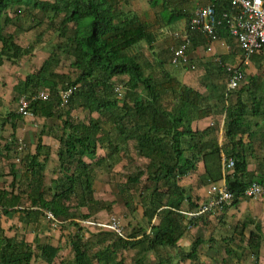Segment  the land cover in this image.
<instances>
[{
  "label": "trees",
  "instance_id": "1",
  "mask_svg": "<svg viewBox=\"0 0 264 264\" xmlns=\"http://www.w3.org/2000/svg\"><path fill=\"white\" fill-rule=\"evenodd\" d=\"M158 2L156 0L154 4ZM130 4L131 0H0V66L6 61L18 62L35 47L34 44L22 46L15 32L5 30L11 24L19 31L27 29L23 27L19 14L27 7L29 11H41L43 20L50 18L51 26L56 18H60L59 36L66 39L58 44V48L74 54L72 66L76 70L75 76L59 73L57 65L60 63V55L56 50L43 65L19 80L17 89L27 99V110L31 114L40 118H54L63 123V134L58 137L61 145L56 153L63 175L54 177L52 186L46 184L45 166L41 157L47 160L51 155V148L43 142L45 131L42 130L35 150L25 155V170L18 174L16 165H11V187H0V204L7 211V206L21 203L22 194L17 191L16 185L17 179L21 177L27 180L30 202V206L20 211L22 222L37 225L40 223V216L45 215L47 210L57 219L78 228L76 234L68 237L73 259L65 260L59 256L65 245L42 242L39 235H36L33 244L25 236L19 238L18 235H6L0 226V264H31L37 254L48 264L57 261L59 264H123V260L118 259L121 248L135 249L138 254L136 264H148L145 261L147 253L176 247L190 225H197L198 217L193 216L188 221L183 211L186 200L191 203L192 209L197 205L181 184V179L196 171L200 161L204 163V173L200 178L203 184L222 179L224 154L227 160L234 161L232 170L225 174L228 189L235 196L232 202L234 206L241 202L250 182L264 185V163L262 172L255 173L249 170L248 158L244 153L246 146L243 137L249 133L245 121L246 104L239 98L238 102L224 108L222 143L216 127L210 125L204 129H194L195 120L217 112L216 107L210 104L215 93L210 91L204 95L184 84L173 75L164 59H159V63L152 65L147 63L148 60L142 59L140 53L134 52L136 46L143 42L152 48L156 35L147 22L130 8ZM216 5L217 15H221L229 2ZM12 9H15L17 15L9 14ZM185 15L181 12L165 14L162 18L163 25L172 24L184 17L190 21V15ZM71 23L74 24V29L69 35L67 32ZM218 35L229 40L232 48H238L227 28H220ZM259 55L250 58L261 60L262 56ZM220 59L221 63L228 62L225 56ZM218 64L216 68L223 70L221 64ZM209 68L215 67L208 66L211 72ZM120 76L128 77L116 79ZM206 77L209 78L210 75ZM119 83L124 84V93L122 85L118 86ZM225 87L224 83L217 95L219 101L235 90L225 94ZM40 90L48 91V99L39 97ZM119 93H123V96L119 97ZM168 93L175 100L172 107L163 101ZM254 100L253 114H258L264 105V96L255 97ZM78 108L100 115L105 113L109 123L97 118L89 123L75 122L70 113ZM1 114L0 130L11 125V138L16 140L17 120L25 115L19 112L4 117ZM130 140L136 143L139 154L150 161L146 169L140 168L136 174L129 176L120 191L126 206L132 208L133 200L127 188L137 186L141 177L148 175L150 185H146V191L149 192L141 195V203L150 231L145 227L143 232L134 231L128 236L123 233L113 235L107 231H89V236H86L83 232L85 228L70 219H88L97 211L111 210L112 205L95 198V170L91 164L86 163L85 157L96 160L99 164L111 160L115 165L120 162L121 146ZM10 144L7 142L3 146L5 152L0 149V156L5 159L11 158ZM99 148L106 150L105 156L98 157ZM74 199H77L76 203H73ZM83 207H87L89 213H82ZM223 208L227 209V205ZM250 224L255 226L249 235V246L258 259L264 239L263 226L253 220H245L241 227L245 230ZM113 236L115 238L109 241ZM104 241L109 242L102 246ZM203 242L200 232L184 259H197ZM226 252H230L229 248Z\"/></svg>",
  "mask_w": 264,
  "mask_h": 264
},
{
  "label": "rangeland",
  "instance_id": "2",
  "mask_svg": "<svg viewBox=\"0 0 264 264\" xmlns=\"http://www.w3.org/2000/svg\"><path fill=\"white\" fill-rule=\"evenodd\" d=\"M127 8H129V6ZM9 14L17 15V12H15V9H12L9 10ZM19 14L22 18L21 23H23V27L27 29L19 31L14 24H11L6 26L5 30L8 32H15L18 35L17 40L22 46L27 47L34 44L35 47L18 62L6 61L0 66V113H2L1 115L4 117L10 113L19 114V101L20 98L24 97L17 89L19 80L26 78L28 73L34 72L37 68L43 65L51 53L57 52L56 50H58L60 55V63L57 65V71L59 73H69L72 76L76 75L75 67L72 66V63L75 60L74 54L58 48V44L66 39L65 37L59 36L60 32L58 31V27L60 18H56L54 20V25L51 26L50 18H45L43 20V14L39 10L29 11V9L25 7V9L23 8ZM172 25L173 23L171 25L166 24L164 27L171 30L174 28ZM182 28H185V26ZM73 29L74 24L71 23L70 29L67 33L71 35ZM185 32H187V29ZM192 33L195 32L192 31ZM209 43H211V40H209ZM209 45H207V47ZM232 50L236 51L234 54L236 59L239 50L238 48H233ZM262 57H264V54ZM236 60L228 62L234 63ZM166 65L170 70L175 71L179 75L182 74V67H185V73L182 75V78L180 77L181 79H184V84H197V87L203 91L204 95H207L210 91L215 93L216 96L213 95L210 104H213L216 107L217 112L212 114L213 122H211V126L216 127V132L221 143L224 140L223 127L225 114L222 113L224 112V108L232 103L238 102L239 98L243 100L247 106V113L245 116V121L247 123L246 127L248 128L249 133L250 131H253V136L250 137L248 133L243 137L246 146L244 153L248 158L249 170L261 173L263 169L262 165L264 163V108L261 107L258 114H253V111L255 109L254 98L264 96V59L257 62L255 66L254 64L251 65V62L248 65H245V80L241 83L240 87L230 92L228 97L221 99V101L218 100L219 97H217V95L220 93V89H222L225 83L224 70L209 68L212 72H209V70L206 69V72L203 73L200 69L201 67L196 65L195 61L192 60L191 55H189V61L186 64H172L169 62ZM152 74L155 75V73ZM206 75H210V77L207 78ZM8 76H10V79H8ZM127 77L128 76H120L116 79ZM2 78L5 80H2ZM121 85L124 93L125 86L122 83L118 84V86ZM207 85H210V87ZM123 93H119L118 96L122 97ZM63 95L65 96L66 94L63 93ZM163 101L165 104H168L169 107H172L175 102L170 93L166 95ZM70 115L75 122L89 123L90 120L97 118L109 123L105 113L104 115H100L97 112L91 113L81 108L72 110ZM17 124L18 129L16 131V140L11 138V125H6L0 130V149L5 152L3 146L7 142H9V144L11 143V158L5 159L0 156V175H2L0 178V187L6 189L11 187L10 184L13 178L11 174V165L13 163L16 165V171L18 174H21L25 170L27 163L24 159L25 155L28 153L30 154L35 150L36 142L42 130H44L46 134L45 136H42L43 141L45 142L50 139L47 143H49L48 146L51 148V155L47 160H44V157H41V160L45 166L46 184L52 186L53 179H55L54 177L63 175L56 154L61 145L58 137L63 134V123L54 118H40L29 113L25 115V117L23 116L22 119H18ZM109 127L110 126L108 125L107 128ZM105 155L106 150L99 148L98 157ZM85 161L86 163L91 164L95 170V198L103 201L104 204L112 205V209L97 211L88 219L74 218L70 220L80 223V225L85 228V231L83 230V232L86 233V236H89V231H107L113 235H120L112 226H109L113 224L115 219H117L118 225L125 236L130 235L134 231L141 233L145 227L150 231V225L147 218L144 217V209L141 203L142 196L149 192L146 191V185H150L148 175H143L141 177V182L137 186L131 185L130 188H127V190H130L129 193H131L133 200L132 208L126 206L124 203L125 198L120 191V187L126 185L128 177L136 174L140 168L146 169V166L150 161V159L139 154L134 140H130L121 146L120 162L115 165L112 164L111 160L99 164L96 160H91L85 157ZM228 161L229 159L227 160L224 154L222 160L223 177L224 173L232 170L231 167L227 166ZM203 173L204 163L203 161H200L196 171H192L189 175L181 179V184L184 185L190 194L192 201L197 205V207L192 209L190 208L192 207L191 203L186 200L183 204V211H185L184 213L188 217V221L190 218H193V216H197L199 219L197 225H190L176 247L162 248L158 252L150 251L147 253L145 261L148 264H156L158 262H161L162 264L176 262H181V264H264V239L261 244L260 257L256 259L249 246V235L255 225L250 224L245 230L241 227V223L245 220H253L255 223L259 222L263 225L264 235V207L261 210L259 209V204L264 206V197L244 196L241 199V204L238 206H234L230 202L225 204L227 205V209L223 208L224 205L221 208L214 207L212 210L202 214L192 215L191 212L198 210L200 206L207 204L214 198L215 195L211 193L212 186L214 184L223 183L224 178L222 177V179L218 181L203 184L200 180ZM16 183L18 187L17 191H20L22 194L20 206H23L22 210L18 207L16 209L23 211V209L25 210V207L30 206L27 195L29 186H27V180L21 177L17 179ZM162 191H164V189H162ZM48 195L50 198L49 192ZM163 197H165V195H163ZM76 202L77 199H74L73 203ZM33 208L38 209V207ZM81 211L82 213H89L87 207H83ZM45 212L46 215L40 216V223L37 227L40 228L41 225H44L45 227H49V229L46 233L41 234V241L52 242L54 240L55 243L58 241L60 244L65 245L62 247L63 250L60 257H63L65 260H72L74 254L70 250L68 237L77 233V226L55 217L53 219L49 216V214H51L50 211L46 210ZM200 232H202L204 242L199 248L197 259H184L186 256L185 254L191 251L192 243L199 236ZM113 238H115V236L108 240L111 241ZM109 241H104L102 246L106 245ZM227 248H229L230 252H226ZM37 256L38 254L36 255V258ZM118 257V259L123 260V264H136L138 254L135 249L121 248L118 252ZM38 262H40V264L43 263L41 260H36L33 264H38ZM54 264L59 263L57 261Z\"/></svg>",
  "mask_w": 264,
  "mask_h": 264
},
{
  "label": "crops",
  "instance_id": "3",
  "mask_svg": "<svg viewBox=\"0 0 264 264\" xmlns=\"http://www.w3.org/2000/svg\"><path fill=\"white\" fill-rule=\"evenodd\" d=\"M154 1L156 0H144V1L131 0V4H130V8L135 13H137L141 17V19L147 22V25H149L150 30L153 33H155V35L157 34L156 41L153 43L152 48H150L148 43L143 42L137 45L136 48L134 49L135 53H140L142 59L148 60L147 61L148 64L155 65L156 63H159L160 61L159 59H164L165 64H168L171 60L170 58L174 48L176 46H179L182 42H184L183 36H185L186 34H189V36L193 38V39L190 38V42L187 47L189 49L188 55H191L192 60L195 61L196 65L201 67L200 69L202 70L203 73L206 72L208 66L210 67L214 66L216 68V66H218L219 57L225 56L227 57V61H233L237 59L236 62L234 63L238 62L239 52H237V56L235 59L234 50H232L233 49L232 44L229 42V40H227L224 37H219L217 40H213L211 43H209L210 39L207 37V35L204 32L197 31L195 33H192V31L189 29V20L187 17H184L181 20L174 22L172 25L174 26V28L171 30L166 29V27H164L163 25L164 22L162 21V18L165 14L167 15L170 14L171 12H181L186 15L188 13L191 17V15L196 9H198L201 6L208 5L210 3V0H158L159 2L156 4H154ZM183 26H185V28H182ZM186 29L187 32H185ZM209 44H211L213 48L211 51H208L206 48L207 45ZM263 51L254 55H257V57L258 54L263 56L264 54ZM262 59H264V57H262L261 60ZM250 60H252L250 61L251 65L254 64V66L257 62L261 61V60H256V58L254 59L251 58ZM185 69H186L185 67H182V74L180 75L177 74L175 71L171 70V72L173 73V75L177 76L180 80L183 81L184 79L181 78L182 75L185 73ZM3 79L4 78H2V80ZM8 79H10V76H8ZM188 86H191L196 90L200 91L201 93H203V91L197 87V84L192 83V85H188ZM208 86L210 87V85ZM211 122H213L212 115L200 120H195L193 122V127L194 129H204L210 126L212 124ZM250 134H252L253 136V131H250L249 135ZM47 141H50V139H48ZM47 141L45 142L47 143ZM48 144L49 143H47V145ZM255 173H257V171ZM1 176L2 175H0V178ZM240 204L241 202L236 206ZM0 205L2 206L0 210V226L5 230L6 235L9 236L18 235L19 238H21V236L23 237L25 236V239L28 242L33 243V240L36 237V235L37 236L39 235V237L41 238V234L42 233L44 234L48 231L49 227H45L44 225H41L40 228L37 227L39 223L37 225H27V223H24L20 220L22 213L20 212V210H17L16 208L18 207L19 209L22 210L23 206H20L21 203H19L16 206H7L6 207L7 211H5V206H3L2 204ZM259 206H260L259 208L260 210L264 207L260 204ZM16 215H17V219H16ZM51 243L54 245L60 244L58 241L57 243H55L54 240ZM62 250L63 249H61V251L59 252V256H61ZM60 259H63V257H60ZM36 260L37 261L41 260L43 262L42 264H48L41 257L38 258V256L37 258L35 256L32 259L31 264H33L34 261ZM38 264H40V262H38Z\"/></svg>",
  "mask_w": 264,
  "mask_h": 264
},
{
  "label": "built area",
  "instance_id": "4",
  "mask_svg": "<svg viewBox=\"0 0 264 264\" xmlns=\"http://www.w3.org/2000/svg\"><path fill=\"white\" fill-rule=\"evenodd\" d=\"M224 2H229V6L224 9L221 15H217L216 4ZM222 27L229 30V34L234 41L236 40L239 50L237 63H221L220 57L218 58V62L224 70L226 93H228V91L238 88L245 80L246 70L243 66L249 64L250 57L264 49V0H213L208 5L196 9L189 21L191 31L204 32L211 42L219 38L218 30ZM183 39L184 42L173 50L171 59L173 64H186L189 61L187 53L190 42L189 34L183 36ZM212 49L211 45L207 47L208 51ZM48 95L47 90H42L39 93V97L43 99H48ZM28 104L24 97L19 101V112L23 115L30 113L27 110ZM233 165L234 161L230 159L227 166L232 168ZM211 193L215 195L214 198L200 206L198 210L191 212L192 215L205 213L214 207L221 208L227 203H232L235 198L234 193L228 189L225 179L222 184H214ZM245 196L264 197V185L255 181L250 182L245 190ZM1 208L0 205V210ZM49 216L54 219L52 213ZM109 226L122 234L117 219Z\"/></svg>",
  "mask_w": 264,
  "mask_h": 264
},
{
  "label": "clouds",
  "instance_id": "5",
  "mask_svg": "<svg viewBox=\"0 0 264 264\" xmlns=\"http://www.w3.org/2000/svg\"><path fill=\"white\" fill-rule=\"evenodd\" d=\"M239 87H240V86H239ZM229 160H230V159H229ZM233 166H234V165H233ZM232 168H233V167H232ZM225 174H226V173H224V177H223L224 179H225ZM225 181H226V180H225ZM54 217H55V216H54ZM55 218H56V217H55Z\"/></svg>",
  "mask_w": 264,
  "mask_h": 264
}]
</instances>
